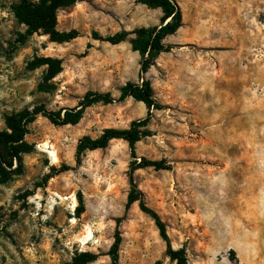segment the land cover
<instances>
[{
    "label": "rangeland",
    "instance_id": "obj_1",
    "mask_svg": "<svg viewBox=\"0 0 264 264\" xmlns=\"http://www.w3.org/2000/svg\"><path fill=\"white\" fill-rule=\"evenodd\" d=\"M175 1L182 25L144 74L162 109L135 144L137 159H165L170 169L137 168L133 183L172 248H185L186 264H264V0ZM17 2L0 0V131L6 115L75 107L90 91L117 98L139 81L142 56L134 34L117 44L105 37L159 25L162 15L135 0H78L56 12V30L76 34L58 42L29 33L12 11ZM146 114L128 97L85 108L75 124L36 115L28 151L0 168V264H77L85 253L96 257L84 264H110L116 230L119 264H176L138 201L125 207L127 142L86 150L76 164L80 138Z\"/></svg>",
    "mask_w": 264,
    "mask_h": 264
},
{
    "label": "trees",
    "instance_id": "obj_2",
    "mask_svg": "<svg viewBox=\"0 0 264 264\" xmlns=\"http://www.w3.org/2000/svg\"><path fill=\"white\" fill-rule=\"evenodd\" d=\"M78 0H18L12 5V11L17 20L27 26L29 33L41 30L54 41H68L75 37V32H59L56 30V12L61 7L73 5ZM153 8H160L162 15L160 24L152 27H139L131 31H119L114 35L105 37V40L117 44L126 39L129 34H134L130 39L132 48L140 52L142 59L139 68V81L127 82L120 91V95L115 98L110 92L90 91L87 92L75 107L59 108L57 110H46L37 108L34 111L24 110L15 114L5 116L6 129L0 131V168L5 169L3 164L11 165V161L20 160V154L28 151V144L25 142V135L28 132V124L32 122L37 114H42L54 125L62 126L75 124L82 117L85 108L97 103L121 102L128 97H133L137 101H142L147 107V114L143 118L130 122L128 128H105L102 133L92 138L88 135L80 138L76 145V164L80 165L82 156L86 150L105 148L112 139H124L129 147L132 161L129 166V181L131 189L127 194L125 207L128 209L132 203L138 201L142 212L149 215L159 231L160 237L165 241V256L176 264H186V251L184 247L172 248L166 225L158 213L149 207L143 197L142 192L136 187L132 180V174L137 168L152 166L155 169H170V164L165 159L151 160L146 157L136 158L135 144L143 136L149 134L146 126L150 122L153 111L162 109V105L156 100L150 80L144 77L147 69L153 64L157 55L163 51H169V47L163 42L167 35L175 33L182 25V13L175 0H135ZM81 211L82 197H79ZM120 219H118L119 221ZM121 242L120 232L116 230L115 240L109 250L111 262L118 263V250ZM95 254L85 253L84 258H80L76 263L84 264L95 259ZM154 264H162L158 259Z\"/></svg>",
    "mask_w": 264,
    "mask_h": 264
},
{
    "label": "bare ground",
    "instance_id": "obj_3",
    "mask_svg": "<svg viewBox=\"0 0 264 264\" xmlns=\"http://www.w3.org/2000/svg\"><path fill=\"white\" fill-rule=\"evenodd\" d=\"M48 153H49L50 159H51V161L53 163L58 161V157H57L56 153L54 152V150L53 151H49ZM70 198L73 201V206H75L76 199H75L74 195L72 194L70 196ZM84 230H85V232L81 236V241H83V242L87 241V239H90L91 238V234H92L91 228L89 226H86Z\"/></svg>",
    "mask_w": 264,
    "mask_h": 264
}]
</instances>
